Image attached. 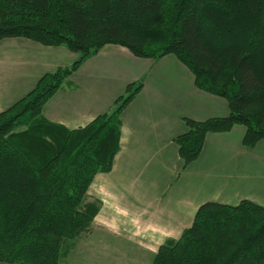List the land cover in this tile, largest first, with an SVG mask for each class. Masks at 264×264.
Returning a JSON list of instances; mask_svg holds the SVG:
<instances>
[{
	"label": "trees",
	"instance_id": "trees-1",
	"mask_svg": "<svg viewBox=\"0 0 264 264\" xmlns=\"http://www.w3.org/2000/svg\"><path fill=\"white\" fill-rule=\"evenodd\" d=\"M7 37L65 46L78 58L0 112V263L59 264L90 227L97 206L86 202L88 187L111 169L120 113L142 82L128 83L108 111L78 128L46 120L42 106L106 44L136 57L172 54L197 88L227 101L224 117L182 118L174 142L183 167L209 132L243 125L248 148L264 138V0H0V40ZM151 264H264V207L201 204Z\"/></svg>",
	"mask_w": 264,
	"mask_h": 264
},
{
	"label": "crops",
	"instance_id": "crops-1",
	"mask_svg": "<svg viewBox=\"0 0 264 264\" xmlns=\"http://www.w3.org/2000/svg\"><path fill=\"white\" fill-rule=\"evenodd\" d=\"M77 58L65 46L1 39L0 112L31 91L43 74ZM140 81L120 113L112 167L94 176L86 202L97 206L91 234L111 238L132 259L150 261L160 245L192 224L205 202L249 200L264 207V138L248 148L242 144L243 125L209 132L197 158L183 167L174 142L186 129L182 118L224 117L227 101L197 88L191 71L174 55L136 57L115 44L87 57L44 103L42 117L67 129L84 126L108 111L128 83Z\"/></svg>",
	"mask_w": 264,
	"mask_h": 264
},
{
	"label": "rangeland",
	"instance_id": "rangeland-1",
	"mask_svg": "<svg viewBox=\"0 0 264 264\" xmlns=\"http://www.w3.org/2000/svg\"><path fill=\"white\" fill-rule=\"evenodd\" d=\"M89 229L73 241L71 248L61 258L59 264H151V259L148 261L147 257L132 259L131 254L125 253L128 249L113 243L111 238L103 240L97 233L91 234ZM116 250L123 253H112Z\"/></svg>",
	"mask_w": 264,
	"mask_h": 264
}]
</instances>
